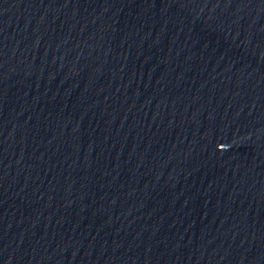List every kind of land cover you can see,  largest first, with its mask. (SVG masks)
<instances>
[{"label": "water", "instance_id": "obj_1", "mask_svg": "<svg viewBox=\"0 0 264 264\" xmlns=\"http://www.w3.org/2000/svg\"><path fill=\"white\" fill-rule=\"evenodd\" d=\"M0 264H264V0H0Z\"/></svg>", "mask_w": 264, "mask_h": 264}]
</instances>
